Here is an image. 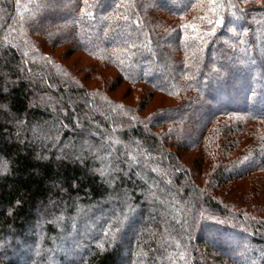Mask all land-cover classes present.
I'll return each mask as SVG.
<instances>
[{"label": "trees", "instance_id": "trees-1", "mask_svg": "<svg viewBox=\"0 0 264 264\" xmlns=\"http://www.w3.org/2000/svg\"><path fill=\"white\" fill-rule=\"evenodd\" d=\"M102 1L0 0V264H264V0Z\"/></svg>", "mask_w": 264, "mask_h": 264}, {"label": "rangeland", "instance_id": "rangeland-1", "mask_svg": "<svg viewBox=\"0 0 264 264\" xmlns=\"http://www.w3.org/2000/svg\"><path fill=\"white\" fill-rule=\"evenodd\" d=\"M102 7H107L110 5V2L109 0H103L102 1ZM52 12H49V13H43L41 14L40 16L37 17V21L32 25V28H34L35 30H38L40 32H46V30L48 29V24L50 22H52L54 19H56V16L54 14H51ZM66 15V14H65ZM64 16V15H63ZM55 38H68L70 37V34L69 33H57L56 36H54ZM262 46H264V41L261 43ZM163 48V46H161ZM161 49V48H160ZM47 52V50H46ZM48 53V52H47ZM53 57H55L56 59H59L63 65H65L67 68L69 69H73L74 71L77 72V76L79 77L81 75L80 71H77V66L74 67L72 66V64H77L78 62H80V60H82L83 62L82 63H86L87 60L85 58H83L82 56H80L79 54L78 55H73L71 56L70 59H68L67 61L66 60H63L61 58V55L59 52H55V53H52L51 54ZM161 55L162 56H165L166 53L163 51H161ZM85 59V60H83ZM175 65L173 63H170L168 65H166L164 67V70L165 72H169L170 70V67H174ZM26 77V76H24ZM127 91L126 87L125 86H120L118 87L116 90H113L110 95L112 98L116 99V100H122L124 101L125 103H127L129 106L132 107V109L134 110V112L136 113V111H138V117L139 118H142L148 114H150L152 112V110H154L155 107H157L160 103V99L161 97L158 96V97H155V99L152 101V103L148 106L147 109L143 110V111H140V109H136L138 106H139V94L138 93H135V92H131L127 95V97L124 95V93ZM136 110V111H135ZM202 122V120H197L195 125H199L200 123ZM192 136V134L189 132V130H185L182 134V140L183 141H186L187 139H189L190 137ZM183 160L188 164V160L186 158H183ZM187 160V161H186ZM189 165V164H188ZM83 226H87V220L84 221L82 223ZM144 227L141 225L140 227H138V230L139 231H136L135 228V232L133 231V236H135L138 232H140L141 230H143ZM204 239L207 243H211L210 239H208L207 237L204 236ZM62 243H56L55 246H54V253H53V257L55 256V254H59V253H62L63 252V245H61Z\"/></svg>", "mask_w": 264, "mask_h": 264}]
</instances>
